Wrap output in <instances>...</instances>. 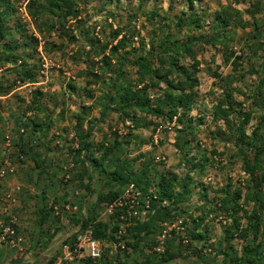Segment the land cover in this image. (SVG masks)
I'll list each match as a JSON object with an SVG mask.
<instances>
[{
	"label": "rangeland",
	"instance_id": "rangeland-1",
	"mask_svg": "<svg viewBox=\"0 0 264 264\" xmlns=\"http://www.w3.org/2000/svg\"><path fill=\"white\" fill-rule=\"evenodd\" d=\"M28 1L6 3L7 25L21 24L35 44L21 43L16 53L25 54L23 60L0 62V264L52 260L77 230L73 220L88 208L95 221L115 225L108 217L111 210L97 204L98 196L119 189V197L125 190L140 193L132 185L108 183L107 173L89 171L83 152H76V126L89 135L86 154L97 159L98 145L114 146L128 171L144 172L149 190H155L159 176L170 174L174 193L183 190L176 205L181 215L156 222L138 255L121 240L101 242L114 264L127 255L136 256L137 264L145 258L158 264L165 250L177 254L173 264H228L221 262L222 248L245 264L241 251L251 244L247 217L259 205L249 197L264 198V0H76L77 17L62 26L46 14L33 18ZM35 4L43 6L42 0ZM216 14L227 16L228 24L216 22ZM185 44L188 52H181ZM141 59L150 73H139L133 64ZM172 64L197 80L189 110L178 109L170 120L127 110L124 120L104 107L110 104L104 96L114 92L120 73L121 83L133 90L146 84L153 100L164 88L154 70L176 79ZM225 195L234 201L220 207ZM42 204L50 210L38 227L34 212ZM65 204L75 210H64ZM145 204V198L138 199L133 208L146 213ZM194 218H201L192 232L205 234L202 247L191 238ZM128 223L119 224L120 234ZM5 228L12 237L3 234ZM124 237L130 240V234ZM257 263L264 264V255Z\"/></svg>",
	"mask_w": 264,
	"mask_h": 264
},
{
	"label": "trees",
	"instance_id": "trees-1",
	"mask_svg": "<svg viewBox=\"0 0 264 264\" xmlns=\"http://www.w3.org/2000/svg\"><path fill=\"white\" fill-rule=\"evenodd\" d=\"M35 1L36 0H29L27 5L30 15L35 19H38L39 16L46 14L51 23L52 21H56L58 26H62L66 19H75L77 17L78 12L74 5L76 0H42L43 6L36 5ZM107 1L111 2L112 0ZM137 1L140 2L141 0ZM6 3L7 0H0V7H2L0 9V62L13 65L15 62L23 60V57L26 56L25 54H22L21 56L16 53L20 48L21 43H23L24 47L32 48V46L35 44V39H32V37L24 34L21 24L14 23L12 27L7 25ZM219 15L220 14L215 15L216 22H220L221 25H227V16L225 18H219ZM193 24L195 28L199 27L198 20H193ZM15 36H18V38L15 39ZM22 37H24V40H22ZM211 41L216 42L217 37H213ZM193 43L194 42H192V44ZM116 46H120V44L117 43ZM170 51L171 50L168 52ZM180 51L188 52L187 45L183 50ZM161 52L164 53V50L162 49ZM133 64L136 65L139 73L148 74L151 72L144 59H141V62H135ZM24 65L25 64L22 62L21 70H23ZM171 66H173L174 72L179 75V77L176 79H169L166 76H163L162 78L158 76L157 70H154L153 75L155 79H164V88L162 89V93L159 96L154 97L153 100H150L149 95L145 92L146 84L143 85V88L140 90H133L129 83H121L123 78H121L120 73L116 77L118 85L113 86L115 89L114 92L111 94L106 93L104 96V100L110 103L109 106L104 104V107L115 113H118L119 116L124 120L128 117L127 110H129L130 113L137 112L159 118L165 117L168 120L176 116L178 109L189 110L192 103L191 90L197 85V80L195 77L190 75L189 70H186V68H177L175 64H172ZM164 73L167 74L168 72ZM19 79L21 81L24 80L22 77ZM34 94L35 95L33 99L36 101V95L39 93L35 91ZM113 105L116 108H113ZM129 121L132 124L137 125L136 120H133V118ZM75 128V136L77 139L76 152H83V162L89 165V171H94L98 174L107 173L108 183L116 184L118 187L127 185H132L133 187L135 186L140 192L139 194H141L139 200L145 198L147 203L146 213L144 214L142 220L138 221L136 220L135 216L127 217V212L131 210L127 209V205L122 204L123 200H121V205H117L119 196L121 194L120 189L114 192H106L105 194L98 196L96 202L97 204L104 202L105 204L111 205V213L108 217L114 220L115 225L109 227V225L105 224L104 222L95 221L92 217V210L88 208L84 217H79L76 218V220H73L77 226V232L82 233L85 230H89L93 239L98 240L100 243L105 242L107 245H110L111 243L117 244L121 240L126 247H129L132 252L137 253L138 255L141 248L140 244H142L144 236H146L148 233H151L152 229L155 228L156 222L163 223L181 215L176 205L181 199L183 190L178 193H174L173 189L175 186V176L173 174H170L169 176H159V179L155 183V190H149L148 188L151 186L150 180L144 175V172L142 170L137 173L128 171L126 168V162H121L122 160L118 159L116 155V147L114 146L98 145L97 149H99L101 152L97 159L86 154L90 149V144L86 141V137L89 135L86 133L85 136H83L78 127L76 126ZM253 136L256 137L254 132ZM262 149L263 148H261V151ZM107 168H110L111 170L106 172ZM253 168L254 166L252 165L250 171H252ZM84 172H86V176L89 177V172L86 169ZM180 186L183 189V185ZM253 186L256 188L257 184L254 182ZM86 190H88V188H86ZM249 199L258 201L259 205L257 207L258 210H252L251 215L247 217V231L250 235L251 244L250 248L242 249L241 253L243 256L245 255L243 258L245 264H260L257 262H259L264 255V245H261L262 241H264V217L262 218V213H264V198L262 196L253 194L249 197ZM228 201H234V198L232 196L228 197L225 195L220 199L219 206L224 207ZM49 210L50 208H45V205L43 204L36 208L34 215L35 223L38 227L43 225ZM120 216H122V218H120ZM200 220L201 218H194L191 221L192 229L190 233L191 238L200 243V247H202L204 244L203 239L205 238V234L202 233V235H199L192 232L198 228ZM127 222H129L128 225L122 227L124 228L122 230L125 232L124 235L130 234V240L126 239L124 235L120 233L118 234V231H121L119 224H125ZM232 224L234 227H236L235 221L232 220ZM260 228V239L257 243H254L255 236L257 235L258 229ZM72 238L73 235L71 234L70 237L63 242L66 243L69 240H72ZM124 247L122 248L123 250ZM220 251L222 263H243L241 258H237L240 260L238 261L231 251L224 250L223 248ZM196 253L199 254L200 250H198ZM176 258L177 254L168 253L165 250L162 255H159L158 264H173ZM136 259V256L129 258L127 255L123 257L119 264H137ZM49 262H51V260L45 259L41 264H47ZM83 263L114 264L107 254L103 252H101V258L99 260H85ZM149 263L150 262L145 258L144 262L141 264ZM181 264H187V262H182ZM191 264H199V262L193 260L191 261Z\"/></svg>",
	"mask_w": 264,
	"mask_h": 264
},
{
	"label": "built area",
	"instance_id": "built-area-1",
	"mask_svg": "<svg viewBox=\"0 0 264 264\" xmlns=\"http://www.w3.org/2000/svg\"><path fill=\"white\" fill-rule=\"evenodd\" d=\"M68 179V176L65 174L64 176V181ZM130 188V187H129ZM130 192L129 190H125L123 192L124 195L119 197V201L117 202V205H121V200L122 204L127 205V209L131 210L127 212V217H133V216H144V211H135L133 208V204L135 201H137L140 197L139 193L136 192ZM147 204V203H146ZM145 204L144 207H147ZM67 205V206H66ZM105 208H108V211L110 212L111 210V205L105 204ZM53 207V206H52ZM54 210V214H57L56 207L52 208ZM63 209L65 210H75L74 206H69L68 204H65L63 206ZM122 218V216H120ZM73 238L72 240H69L68 242L64 243L62 242L58 256L54 257L51 262L47 264H76V262L79 261H97L101 258V243L98 240H95L92 238L91 233L89 230H85L82 233H78L77 230H74L73 232ZM120 232L118 231V234ZM3 234H5L8 237L13 236V231L10 230V228H5L3 230ZM1 239H3L1 237ZM10 239V238H9ZM14 241L8 240V243L14 244ZM19 239H16V242H18ZM159 252V249L157 250Z\"/></svg>",
	"mask_w": 264,
	"mask_h": 264
},
{
	"label": "clouds",
	"instance_id": "clouds-1",
	"mask_svg": "<svg viewBox=\"0 0 264 264\" xmlns=\"http://www.w3.org/2000/svg\"><path fill=\"white\" fill-rule=\"evenodd\" d=\"M74 207H75V206H74ZM72 235H73V233H72ZM69 237H70V236H69ZM69 237H68V238H69ZM68 238H67V239H68ZM67 239H66V240H67Z\"/></svg>",
	"mask_w": 264,
	"mask_h": 264
}]
</instances>
